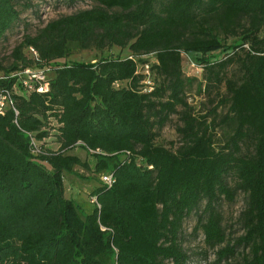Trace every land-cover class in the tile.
Segmentation results:
<instances>
[{"label":"trees","instance_id":"obj_1","mask_svg":"<svg viewBox=\"0 0 264 264\" xmlns=\"http://www.w3.org/2000/svg\"><path fill=\"white\" fill-rule=\"evenodd\" d=\"M40 1L0 0V41ZM87 1L24 33L0 63L4 75L48 69L46 92L22 89L0 115V264H187L192 214L217 264H264V0ZM83 51L91 62L70 60ZM190 55L197 93L218 99L200 116L186 94L197 79L182 72ZM171 116L178 141L158 143ZM75 168L98 177L86 213L65 197ZM237 194L242 234L231 240L217 206Z\"/></svg>","mask_w":264,"mask_h":264},{"label":"rangeland","instance_id":"obj_2","mask_svg":"<svg viewBox=\"0 0 264 264\" xmlns=\"http://www.w3.org/2000/svg\"><path fill=\"white\" fill-rule=\"evenodd\" d=\"M35 7L28 10L21 15V23L11 29L4 39L0 41V63L3 66H8L11 63L10 53L13 47L20 42L22 35L28 33L33 35L36 31L41 28L46 22L56 19L63 15L72 14L81 9H87L91 7V3L87 0L76 1L70 3L68 0H43L35 3ZM229 40L228 42H230ZM26 54V52L24 51ZM113 55L121 54L122 57L126 56L127 51H120L117 48H113L110 51ZM94 51H83L74 54L70 60L80 62H91L94 58ZM149 60L154 61L152 57ZM196 62L194 56H183L182 61V72L186 77L196 78L197 82H194L191 87L187 90V102L193 107L194 114L196 116L204 115L210 109L216 105L218 99L215 98V91L211 92V97L214 103L209 104L204 93H197V84L201 81V72L196 68ZM223 93V90L220 91ZM226 112L225 106H219L216 110L217 116H211L208 120L215 119L216 122ZM178 125V119L176 116H171L166 125L159 131L157 139L158 143L167 145L169 142L177 143L178 138L176 136L175 127ZM215 141L218 142L223 139V133H226L224 127H218ZM53 150H56L57 144H49ZM70 154L78 156L81 160L88 163L90 168L93 166V158L86 153L84 149L75 148ZM64 188L65 197L73 199L81 207L82 212L86 213L90 206V193L96 187L98 183V177L90 171H86L81 168H75L74 173L71 175L64 176ZM244 196L237 194L233 202L221 201L217 210L221 214L222 225L227 234L228 239L238 238L242 234V230L238 225V216L243 210ZM196 217L192 214L187 218L183 224L182 234V248L188 255L189 260L187 264H217L216 257L213 250H208L202 243V234L199 230H195ZM219 264H225L220 262Z\"/></svg>","mask_w":264,"mask_h":264},{"label":"built area","instance_id":"obj_3","mask_svg":"<svg viewBox=\"0 0 264 264\" xmlns=\"http://www.w3.org/2000/svg\"><path fill=\"white\" fill-rule=\"evenodd\" d=\"M26 52V56H28L32 62L38 61V55L36 51L29 47L24 50ZM148 67L145 66V74L147 72ZM48 69H38V68H20L17 69L8 75H4L0 73V82H6L8 80H14V84L12 86H0V115H3L7 110L14 108L13 103V94L20 93L23 91H36L38 93H43L48 90L47 83ZM101 180L104 184L110 186L111 185V176H102Z\"/></svg>","mask_w":264,"mask_h":264}]
</instances>
